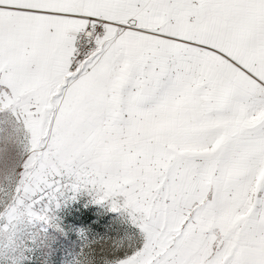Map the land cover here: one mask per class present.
<instances>
[{
	"label": "snow or ice",
	"instance_id": "6c2138e0",
	"mask_svg": "<svg viewBox=\"0 0 264 264\" xmlns=\"http://www.w3.org/2000/svg\"><path fill=\"white\" fill-rule=\"evenodd\" d=\"M0 264H264V0H0Z\"/></svg>",
	"mask_w": 264,
	"mask_h": 264
}]
</instances>
